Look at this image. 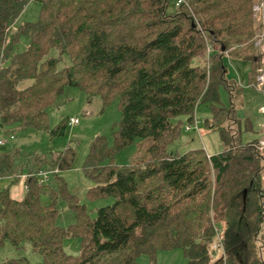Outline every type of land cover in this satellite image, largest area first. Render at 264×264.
<instances>
[{"label": "trees", "instance_id": "trees-1", "mask_svg": "<svg viewBox=\"0 0 264 264\" xmlns=\"http://www.w3.org/2000/svg\"><path fill=\"white\" fill-rule=\"evenodd\" d=\"M29 1L0 0V134L17 125L63 135L69 119L50 129L47 110L66 86L89 101L101 97L105 107L118 99L113 144L98 137L85 163L95 183L89 197L114 202L92 217L68 191L61 172L73 166L72 147L36 157L22 201L11 198L10 188L0 192V246L31 243L42 256L35 264H141L142 256L157 264L159 251L173 249H183L186 264H264V146L243 145L234 106H215L226 54L260 69L255 0L175 1L173 11L171 0H36L40 20L13 33ZM22 35L30 37L29 48L14 54ZM207 37L221 50L209 70L199 64ZM53 49L70 59L68 69L58 70V60L48 57ZM26 80L32 83L21 88ZM205 103L214 104L205 124L226 149L212 156L203 149L171 153L182 119L193 123ZM134 145L140 157L117 165V154ZM13 167V155L0 157V177ZM41 171L56 175L58 189L40 184ZM60 197L74 212L67 229L57 225ZM216 229L224 251L217 259ZM69 237L81 240L79 257L65 251ZM0 264L34 263L15 257Z\"/></svg>", "mask_w": 264, "mask_h": 264}, {"label": "rangeland", "instance_id": "rangeland-1", "mask_svg": "<svg viewBox=\"0 0 264 264\" xmlns=\"http://www.w3.org/2000/svg\"><path fill=\"white\" fill-rule=\"evenodd\" d=\"M177 0H171L170 10H174ZM264 0H255L254 18L256 25V36L254 42V54L259 57L258 69L249 61L234 59L226 54L224 62L227 68L226 82L219 88L220 103L215 106L235 108V116L241 121V142L243 145L256 140L264 141V84H260L259 76L264 77ZM41 5L36 0H30L25 6L21 15L16 19L12 32L16 33L26 23H35L40 20ZM207 50L204 58L199 64L207 70L212 64V57L215 53H221L220 47L215 45L207 37ZM30 45V37L22 35L19 44L14 49V54L25 52ZM210 49L211 53L208 54ZM49 58L58 60V70L68 69L71 65L70 59L61 55L57 49L50 51ZM258 76V77H257ZM32 82L26 80L21 88L27 87ZM213 103H205L197 108L193 123H188L183 118L184 126L181 137L171 144V153L184 154L195 149H203L208 156L221 153L226 146L221 140L219 132L209 129L205 121L212 117ZM48 124L53 129L63 120L78 119V125H68L64 134L52 137L49 130L21 129L17 125L6 128L8 133L0 134L6 144L0 146V157L6 154L14 156V167L5 177H0V192L15 186L13 183L17 178H25L28 172L35 169L33 163L36 157H54L65 151L68 147L75 150L73 166L69 170L61 172L68 191L76 196L77 200L84 204L92 217H96L97 210L101 207L111 205L113 197L91 199L89 190L95 186L94 181L87 176L85 163L92 143L100 136L107 138L109 145L113 144V127L121 120L119 100L115 99L107 107L104 106L101 97H93L89 101L88 95L80 89L66 86L64 92L48 108ZM193 126L195 130L186 133L185 127ZM14 139L11 140L10 137ZM135 145L117 154L115 163L119 166L128 165L136 156ZM136 156V157H135ZM49 179L46 185L58 189L56 175L47 172ZM40 177H42L40 175ZM27 190V189H26ZM59 215L57 225L67 229L75 223L74 212L68 202L58 199ZM222 231L217 232L213 249L216 250L215 258L224 256L222 247ZM65 251L75 257H79L82 251L81 240L76 237H69L64 240ZM15 257H26L32 263L42 262V256L33 250L31 243H23L17 249L11 242L7 241L0 246V263ZM215 259V260H216ZM141 264H149L147 256L138 259ZM186 257L183 249L159 251L157 264H186Z\"/></svg>", "mask_w": 264, "mask_h": 264}, {"label": "built area", "instance_id": "built-area-1", "mask_svg": "<svg viewBox=\"0 0 264 264\" xmlns=\"http://www.w3.org/2000/svg\"><path fill=\"white\" fill-rule=\"evenodd\" d=\"M183 3H184V0H177V6L180 5V4H183ZM210 53H211V51H210V49H209V50H208V54L210 55ZM260 79H261L260 84H264V77H263V76H260V77H259V81H260ZM78 124H79V120H78V119H74V118L69 119V125L74 126V125H78ZM193 129H194L193 126H186V127H185L186 132H188V131H192ZM10 139L13 140L14 137L11 136ZM5 144H6V141H5V140L3 139V137H1V135H0V146H3V145H5ZM260 144H261L262 146H264V141L261 142ZM40 175L42 176V177H40V184H42V185H43V184H46L47 181H48V179H49V176L47 175L46 172H43V171L40 172ZM26 189H27V188H26ZM216 231L218 232V231H220V230H219V229H216Z\"/></svg>", "mask_w": 264, "mask_h": 264}, {"label": "crops", "instance_id": "crops-1", "mask_svg": "<svg viewBox=\"0 0 264 264\" xmlns=\"http://www.w3.org/2000/svg\"><path fill=\"white\" fill-rule=\"evenodd\" d=\"M195 130V129H193ZM192 130V131H193ZM191 131H188L186 133H189ZM26 180H27V176L25 178H22L17 181L18 184L15 185V186H12L10 187V196L13 200H16V201H22L24 196H25V193H26Z\"/></svg>", "mask_w": 264, "mask_h": 264}, {"label": "water", "instance_id": "water-1", "mask_svg": "<svg viewBox=\"0 0 264 264\" xmlns=\"http://www.w3.org/2000/svg\"><path fill=\"white\" fill-rule=\"evenodd\" d=\"M194 26V25H193ZM246 198V194L244 195V199Z\"/></svg>", "mask_w": 264, "mask_h": 264}]
</instances>
